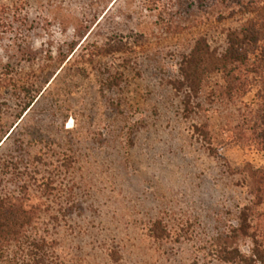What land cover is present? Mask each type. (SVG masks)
<instances>
[{
    "label": "rangeland",
    "instance_id": "374dc122",
    "mask_svg": "<svg viewBox=\"0 0 264 264\" xmlns=\"http://www.w3.org/2000/svg\"><path fill=\"white\" fill-rule=\"evenodd\" d=\"M6 3L19 21L0 41V193L37 217L0 264H221L216 241L252 200L247 166L264 167L228 140L255 92L223 100L213 76L186 120L171 83L197 39L222 53L241 21L196 24L176 0ZM205 122L215 151L194 132Z\"/></svg>",
    "mask_w": 264,
    "mask_h": 264
},
{
    "label": "trees",
    "instance_id": "16d2710c",
    "mask_svg": "<svg viewBox=\"0 0 264 264\" xmlns=\"http://www.w3.org/2000/svg\"><path fill=\"white\" fill-rule=\"evenodd\" d=\"M176 4L181 15L191 17V22L196 24H201V20L211 21L214 16L222 23L241 21L239 27L224 30L226 48L222 53L213 50L208 40L202 37L196 40L190 53L182 57L179 77L171 87L183 96L184 118H193L206 86L213 76L219 75L222 84L217 94L223 100L232 102L255 92L254 104L245 106L247 112L242 114L241 121L230 127L229 142L264 152V0H176ZM16 12L6 0H0V41L15 31L14 21H19ZM39 93L28 99L19 119L31 111ZM193 128L195 134L212 145L211 150L215 151L208 123ZM10 137L11 134H6L5 140ZM246 172L243 185L248 188L252 200L239 210L237 226L230 234L216 241L221 264H264V167L247 166ZM25 207L24 201L18 197L0 193V255L35 224L37 215ZM159 226L155 228L158 239L165 234ZM243 240L251 243L248 254L238 247Z\"/></svg>",
    "mask_w": 264,
    "mask_h": 264
}]
</instances>
